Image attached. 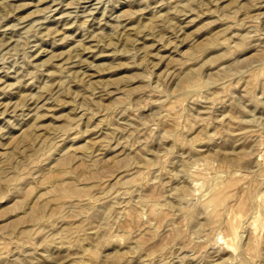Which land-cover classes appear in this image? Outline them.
Returning a JSON list of instances; mask_svg holds the SVG:
<instances>
[{"label":"rangeland","instance_id":"rangeland-1","mask_svg":"<svg viewBox=\"0 0 264 264\" xmlns=\"http://www.w3.org/2000/svg\"><path fill=\"white\" fill-rule=\"evenodd\" d=\"M0 264H264V0H0Z\"/></svg>","mask_w":264,"mask_h":264}]
</instances>
